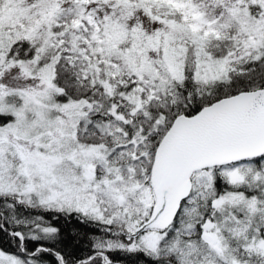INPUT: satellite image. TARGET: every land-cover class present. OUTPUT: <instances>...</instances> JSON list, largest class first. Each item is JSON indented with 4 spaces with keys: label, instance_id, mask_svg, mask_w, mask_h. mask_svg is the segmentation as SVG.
<instances>
[{
    "label": "snow or ice",
    "instance_id": "6c2138e0",
    "mask_svg": "<svg viewBox=\"0 0 264 264\" xmlns=\"http://www.w3.org/2000/svg\"><path fill=\"white\" fill-rule=\"evenodd\" d=\"M0 264H264V0H0Z\"/></svg>",
    "mask_w": 264,
    "mask_h": 264
}]
</instances>
